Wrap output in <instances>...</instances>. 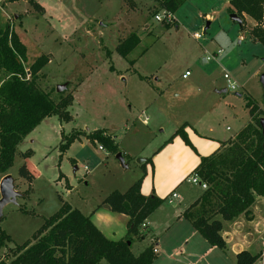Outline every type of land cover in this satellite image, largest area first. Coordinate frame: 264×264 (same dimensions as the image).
I'll list each match as a JSON object with an SVG mask.
<instances>
[{"label": "rangeland", "instance_id": "obj_1", "mask_svg": "<svg viewBox=\"0 0 264 264\" xmlns=\"http://www.w3.org/2000/svg\"><path fill=\"white\" fill-rule=\"evenodd\" d=\"M229 6L230 0H186L173 18L155 0H0V27L10 25L21 35L27 67L41 55L49 57L39 86L56 100L63 92L73 96L70 121L46 117L18 146L19 152L31 151L25 162L33 182L20 176L24 160L19 155L1 177L12 175L21 195L3 208L0 228L12 240L0 247V261L10 264L16 245L31 239L62 199L88 213L114 190L126 191L185 123L225 141L250 120L248 101L262 108L264 117V42L251 36L253 22L242 29L232 19ZM157 15L166 17L157 20ZM132 32L140 43L123 56L117 46ZM225 73L236 89L228 88ZM63 84L67 87L58 92ZM99 129L115 139L124 163L119 152L86 136ZM77 131L81 137L61 150L63 135ZM30 185L31 193L23 196ZM180 190L184 200L168 197L149 229H142L148 235H134L132 252L157 246L152 264H235L203 234L180 231L177 217L205 189L187 181ZM259 199L251 207L253 221L234 222L240 215L231 220L237 236L228 237L229 243L236 239L230 251L247 247L257 253L264 246V197Z\"/></svg>", "mask_w": 264, "mask_h": 264}, {"label": "trees", "instance_id": "obj_2", "mask_svg": "<svg viewBox=\"0 0 264 264\" xmlns=\"http://www.w3.org/2000/svg\"><path fill=\"white\" fill-rule=\"evenodd\" d=\"M155 1L174 14L186 0ZM229 11L242 18V28L246 24L245 15L251 18L254 21L251 35L264 42V0H230ZM171 26L166 23L167 28ZM139 43V35L132 32L119 42L117 51L127 56ZM27 59V46L15 29L10 25L0 27V179L19 155L24 160L19 174L31 184L35 175L25 162L31 151L19 152L18 146L46 117L57 115L63 122L70 121L69 107L73 96L63 92L56 100L52 92L39 86L40 73L49 62L47 55H41L29 67ZM247 106L251 121L233 138L222 142L216 151L201 157L193 173L198 174L208 187L184 211V216L208 242L223 250L227 249L223 222L249 214L256 197H264V139L260 124L263 110L252 101H248ZM186 124L168 140L180 136L194 148L185 131ZM81 135L79 131L63 135L65 143L61 150L65 151ZM86 136L110 151H120L115 139L103 129ZM142 182L143 176L124 192L114 190L104 201L112 211L129 216L130 227L124 238L106 237L89 215L61 198L59 210L45 219L31 239L16 245L10 264H101L104 260L108 264H152L156 258L154 245L135 255L132 252L134 235L138 239L145 238L143 224L169 196L143 194ZM31 190L30 185L23 196H28ZM11 240V236L0 228V247ZM260 253L242 250L236 254V264H255ZM0 264L5 262L0 261Z\"/></svg>", "mask_w": 264, "mask_h": 264}, {"label": "crops", "instance_id": "obj_3", "mask_svg": "<svg viewBox=\"0 0 264 264\" xmlns=\"http://www.w3.org/2000/svg\"><path fill=\"white\" fill-rule=\"evenodd\" d=\"M17 18H20V15L16 16ZM174 18V14H173ZM175 20V19H174ZM245 21L249 23V21H254L249 18L247 15H245ZM21 23V22H20ZM178 24V23H177ZM248 26V24H245V27ZM244 27V28H245ZM242 28V29H244ZM250 32V31H249ZM21 36V35H19ZM252 36V35H251ZM221 91H226L221 90ZM241 95V94H240ZM262 110V108H260ZM251 115V114H250ZM251 121V116L250 120ZM248 121V122H249ZM247 122V123H248ZM246 123V124H247ZM244 124V126L246 125ZM243 126V127H244ZM185 131L187 132L189 139L194 146L192 148L190 145L186 144L185 141L180 136H174L170 141V145L164 144L159 148L158 151L154 154L153 157V163L152 168L147 172L144 173L143 176V182H142V188L141 191L145 195H157L161 198H166L170 196L172 192H179V199L180 203L184 200L185 196L180 190L183 183L187 182V179L191 172L194 171V169L198 166V164L201 161L202 156H207L216 151L220 146L222 140L215 141L213 139V136H208L207 134H202L200 131H198L192 124H187ZM175 133V131H174ZM173 133V134H174ZM234 137V136H233ZM231 137V138H233ZM230 139V138H229ZM169 140H167L168 142ZM219 141H222L221 143ZM122 152V151H121ZM123 154V152H122ZM170 169V171H169ZM190 183V182H189ZM176 190V191H175ZM176 192V193H178ZM261 196H257L256 200H260ZM199 198V197H198ZM106 199V198H105ZM105 199L101 202L100 205L93 208L90 212L84 213L86 215H89L92 219V221L95 223V225L103 232V234L114 240H119L124 238L128 231H129V221L130 218L125 213H117L111 210V207H107L104 203ZM197 199V198H196ZM195 199V200H196ZM194 200V201H195ZM254 202V203H255ZM194 202H192L193 204ZM191 204V205H192ZM190 205V206H191ZM254 205V204H253ZM189 206V207H190ZM163 205H161L145 222V228L146 230L149 229L150 225L152 224V216L158 212ZM252 207V206H251ZM188 208V207H187ZM186 208V209H187ZM185 209V210H186ZM184 210V211H185ZM184 211L177 217V220L181 222L180 224V231L185 234H197L200 231L193 226L192 222L185 216H183ZM241 217H239V220H236L234 222H238L245 218L246 220L253 221L255 219V213L251 209L249 214H241ZM184 217V221H182V218ZM187 222V224H186ZM233 221H224L223 222V236L225 237L227 241V249L223 250L224 253H227V255L234 261L236 264V254L242 250H249L252 253H254L250 248L247 247H241L237 248L234 251H230V245L236 242V239H233L229 243V236L231 235V238L234 237L236 234L234 230V223ZM143 227V226H142ZM148 233L146 232V236ZM237 236V235H236ZM230 238V240H231ZM208 241V240H207ZM234 242V243H233ZM186 243L188 241L186 240ZM243 243V242H240ZM245 244H248L249 247H251L250 241L244 242ZM231 244V245H232ZM243 244V245H245ZM237 246V244H236ZM155 247L156 253H159L160 250L157 246ZM264 249V246L259 249L257 252L260 253ZM256 254V253H255ZM204 262V259L202 260ZM205 263V262H204ZM188 264V263H186ZM193 264H195L193 262Z\"/></svg>", "mask_w": 264, "mask_h": 264}, {"label": "water", "instance_id": "obj_4", "mask_svg": "<svg viewBox=\"0 0 264 264\" xmlns=\"http://www.w3.org/2000/svg\"><path fill=\"white\" fill-rule=\"evenodd\" d=\"M231 17L233 20L238 22L240 25L243 24V20L240 16H238L236 13H232ZM209 27V22L206 25V29ZM261 83L264 86V72L261 74ZM67 87V84L59 85L57 87L58 92H63V90ZM260 124L262 128V135L264 139V117L260 118ZM264 145V142H263ZM118 158L124 163V157L122 152L118 153ZM146 159H142V161H145ZM0 191H1V198H0V221L3 215V208L6 204L8 203H17V198L21 195V193L15 189V184H14V178L12 175L7 174L4 176L1 181H0ZM107 207H110L108 204H106ZM130 244L131 242L128 241Z\"/></svg>", "mask_w": 264, "mask_h": 264}, {"label": "built area", "instance_id": "obj_5", "mask_svg": "<svg viewBox=\"0 0 264 264\" xmlns=\"http://www.w3.org/2000/svg\"><path fill=\"white\" fill-rule=\"evenodd\" d=\"M166 13H170V12L167 11ZM170 14H172V13H170ZM168 16H169V15H168ZM165 17H166V16H162V17H161L160 15H157V16H156V19H157V20H163V18H165ZM169 17H171V16H169ZM263 28H264V24H263ZM194 36H195L196 38H201V37H202L201 34H194ZM218 52H219V53L223 52V49H220ZM189 74H190V72H189V71H186V73L183 75V77L186 78L187 76H189ZM224 77H225V78L227 79V81H228V88L236 89V84L231 80L230 75H229L228 73H225ZM100 148H102V146H101ZM187 181L190 182V183H193V184H198V185L202 186L204 189H206V188L208 187L207 184H206L205 182H203V181L201 180V178L199 177V175L196 174V173H193V176L188 177ZM178 197H179V195H178V193H176V192H172V193L170 194V196H169V198H170L171 200L174 199V198H178ZM145 225H146V224L144 223V224H143V227H144ZM258 259H260L261 264H264V249L261 251L260 256H259Z\"/></svg>", "mask_w": 264, "mask_h": 264}]
</instances>
